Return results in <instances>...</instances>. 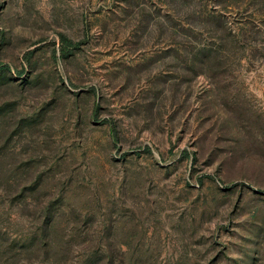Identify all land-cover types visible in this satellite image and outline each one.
Here are the masks:
<instances>
[{
  "label": "rangeland",
  "instance_id": "obj_1",
  "mask_svg": "<svg viewBox=\"0 0 264 264\" xmlns=\"http://www.w3.org/2000/svg\"><path fill=\"white\" fill-rule=\"evenodd\" d=\"M0 264H264V0H0Z\"/></svg>",
  "mask_w": 264,
  "mask_h": 264
}]
</instances>
